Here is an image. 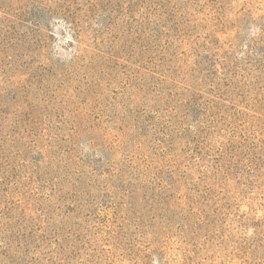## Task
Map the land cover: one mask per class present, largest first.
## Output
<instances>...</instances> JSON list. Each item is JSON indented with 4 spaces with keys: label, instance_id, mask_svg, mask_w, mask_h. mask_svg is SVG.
Here are the masks:
<instances>
[{
    "label": "rangeland",
    "instance_id": "rangeland-1",
    "mask_svg": "<svg viewBox=\"0 0 264 264\" xmlns=\"http://www.w3.org/2000/svg\"><path fill=\"white\" fill-rule=\"evenodd\" d=\"M25 3L0 0V264H264V0Z\"/></svg>",
    "mask_w": 264,
    "mask_h": 264
},
{
    "label": "trees",
    "instance_id": "trees-1",
    "mask_svg": "<svg viewBox=\"0 0 264 264\" xmlns=\"http://www.w3.org/2000/svg\"><path fill=\"white\" fill-rule=\"evenodd\" d=\"M25 2H26V0H24V3ZM13 4L9 5L10 6L9 9L6 11V14L8 16L11 15L12 18H17V19H21L23 17V15L26 16V14L18 11L16 8H14ZM21 6H23V5H21ZM80 13L81 12H71L69 10V8L64 9L62 12L63 18L67 22H69L71 25L75 26V28H76L75 31H77L76 32V38H79L78 36H80L81 21H78V16H80L79 15ZM27 15H29L32 18L36 17L35 13H30ZM12 18H10V19H12ZM18 127H21V123L18 124ZM2 147L0 145V156L3 154V152H1ZM3 157L0 158V187H2L4 182L6 181V175L8 173L12 174V172L14 171V168L10 166V163L8 164L7 159L4 160ZM13 195H14V198H16L15 201L17 202V204L13 208L18 209V207H20V205H21V203H20L21 201L19 199L21 195L16 191V189H15ZM21 207H22V205H21ZM12 212H14L13 209H11V211L8 212L7 214L3 213L2 206L0 205V217L3 216L2 218H0V240H3L2 242L5 244L6 249H10L12 247V242L17 237V235L14 233L13 229L10 230L8 228V222L12 217Z\"/></svg>",
    "mask_w": 264,
    "mask_h": 264
}]
</instances>
